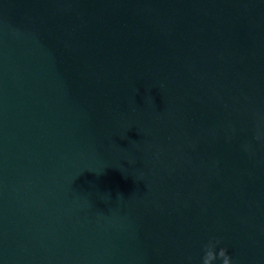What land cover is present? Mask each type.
Wrapping results in <instances>:
<instances>
[{
  "label": "water",
  "instance_id": "1",
  "mask_svg": "<svg viewBox=\"0 0 264 264\" xmlns=\"http://www.w3.org/2000/svg\"><path fill=\"white\" fill-rule=\"evenodd\" d=\"M212 238L264 264V0H0V264Z\"/></svg>",
  "mask_w": 264,
  "mask_h": 264
},
{
  "label": "clouds",
  "instance_id": "2",
  "mask_svg": "<svg viewBox=\"0 0 264 264\" xmlns=\"http://www.w3.org/2000/svg\"><path fill=\"white\" fill-rule=\"evenodd\" d=\"M219 243V240L212 238L204 245L202 264H213V262L218 259L221 261V264H232V258L228 254L226 248H219V250H217V245Z\"/></svg>",
  "mask_w": 264,
  "mask_h": 264
}]
</instances>
